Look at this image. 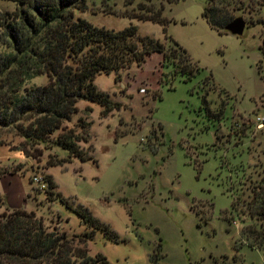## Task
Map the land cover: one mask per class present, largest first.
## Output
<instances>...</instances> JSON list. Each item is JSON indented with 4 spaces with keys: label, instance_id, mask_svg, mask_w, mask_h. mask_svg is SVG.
<instances>
[{
    "label": "rangeland",
    "instance_id": "obj_1",
    "mask_svg": "<svg viewBox=\"0 0 264 264\" xmlns=\"http://www.w3.org/2000/svg\"><path fill=\"white\" fill-rule=\"evenodd\" d=\"M137 2L162 6L161 16L169 19L164 33L156 23L122 15L135 11ZM84 3L83 10L72 9L74 17L111 30L130 23L138 34L161 41L173 64H186L168 36L197 69L188 79L170 77L172 66L151 53L116 79L95 74L96 90L120 106L102 116L98 104L75 102L76 112L61 126L79 133V120L88 123L86 141L77 142L87 157L81 161L69 157L47 166L66 159L54 142L60 129L41 140L24 138L28 115L0 127V215L20 207L46 230L77 237L84 227L57 193L114 233L110 240L94 230L83 243L87 256L100 253L109 264H262L263 253L248 246L242 229H264V213L253 212L264 192V57L258 49L261 40L264 48V8L257 0H212L244 21L241 34L232 35L207 25L200 16L204 0ZM14 7L0 0V14ZM46 80L27 78L18 92ZM254 114L262 118L259 128ZM33 175H49L54 187L40 191Z\"/></svg>",
    "mask_w": 264,
    "mask_h": 264
},
{
    "label": "trees",
    "instance_id": "obj_2",
    "mask_svg": "<svg viewBox=\"0 0 264 264\" xmlns=\"http://www.w3.org/2000/svg\"><path fill=\"white\" fill-rule=\"evenodd\" d=\"M10 1L15 4L14 9L0 14V127L18 120L19 116L28 115L32 117L28 124L31 129L22 133L24 138L41 140L60 129L54 142L66 150V159L47 162V166L67 161L69 157L79 161L87 158L77 142L86 141L88 123L79 120V133L61 126L62 121H67L76 112L77 100L98 104L102 116L119 108L118 102L111 101L107 94L96 90L92 83L95 74L112 73L116 79L119 71L127 69L132 63L140 66L151 53L160 54L161 64L168 62L172 66L170 77L180 74L188 79L197 69L184 50L168 36L163 35L173 49L182 54L186 64H173V56L166 53L161 41L138 34L130 23L121 29L111 30L74 17L72 9L83 10L84 0ZM211 1L204 0L200 16L210 28L225 32L224 26L233 17L228 10L215 6ZM257 1L264 8V0ZM161 9L160 5L154 7L137 2L135 11L122 15L156 23L164 33L169 19L161 16ZM258 49L264 57L262 40ZM36 75H44L46 83L22 88L19 93L22 81ZM200 104L209 117L211 113L204 96ZM43 178L46 181L45 190L50 192L54 183L49 175ZM56 197L79 218L84 227L81 234L67 238L54 228L46 230L32 212L11 209L0 215V264H109L100 253L87 256L83 243L91 238L94 230H99L110 240L114 233L86 208L72 205L57 193ZM255 199L258 205L253 212L263 214L264 192L258 193ZM242 233L248 246L261 250L264 255V229L259 225H247ZM73 240L79 245H74Z\"/></svg>",
    "mask_w": 264,
    "mask_h": 264
},
{
    "label": "built area",
    "instance_id": "obj_3",
    "mask_svg": "<svg viewBox=\"0 0 264 264\" xmlns=\"http://www.w3.org/2000/svg\"><path fill=\"white\" fill-rule=\"evenodd\" d=\"M251 120L254 123V126L256 128H259L262 126V118H260L258 115H252ZM31 183L36 186L37 189L40 191H43L46 189V181L41 175H33L31 176Z\"/></svg>",
    "mask_w": 264,
    "mask_h": 264
},
{
    "label": "water",
    "instance_id": "obj_4",
    "mask_svg": "<svg viewBox=\"0 0 264 264\" xmlns=\"http://www.w3.org/2000/svg\"><path fill=\"white\" fill-rule=\"evenodd\" d=\"M244 27L241 17H233L225 26L224 30L232 35H240Z\"/></svg>",
    "mask_w": 264,
    "mask_h": 264
},
{
    "label": "crops",
    "instance_id": "obj_5",
    "mask_svg": "<svg viewBox=\"0 0 264 264\" xmlns=\"http://www.w3.org/2000/svg\"><path fill=\"white\" fill-rule=\"evenodd\" d=\"M10 176H12V175H10ZM29 197V193L27 192V193H24V194H22V198H24V199H26V198H28ZM2 204H3V201H2ZM4 206V208H7L5 205H3ZM10 209H18V208H20V207H14V206H12V207H9Z\"/></svg>",
    "mask_w": 264,
    "mask_h": 264
}]
</instances>
